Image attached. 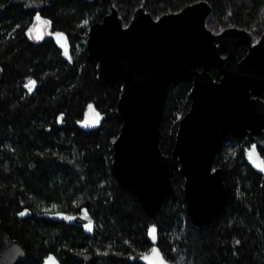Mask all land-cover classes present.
I'll list each match as a JSON object with an SVG mask.
<instances>
[{
    "label": "trees",
    "instance_id": "16d2710c",
    "mask_svg": "<svg viewBox=\"0 0 264 264\" xmlns=\"http://www.w3.org/2000/svg\"><path fill=\"white\" fill-rule=\"evenodd\" d=\"M8 1L0 0V6ZM195 1L53 0L41 11L23 4L0 9V219L26 249L18 264H41L51 252L62 264H83L74 253L85 248L96 252L98 264H144L139 258L154 243L172 264H264V175L245 160L243 139L229 135L216 155L228 199L205 226L194 225L188 215L180 172L173 175L172 192L160 210L149 215L112 168V145L122 125L116 114L122 83L97 80V61L86 48L89 27L111 2L128 23L140 5L159 17ZM208 1L207 25L213 31L239 26L264 33V0ZM37 14L66 34L69 54L52 35L30 37ZM245 53L241 45L238 57ZM211 74L220 77L215 67ZM32 79L36 86L28 90ZM191 88V80L167 88L160 125V147L167 154L191 105ZM90 105L104 116L93 128L86 127L91 122L80 124ZM85 208L96 221L93 235L57 217ZM151 225L157 226L155 238ZM175 229L182 233L171 239ZM175 243L181 251L173 249Z\"/></svg>",
    "mask_w": 264,
    "mask_h": 264
},
{
    "label": "water",
    "instance_id": "95a60500",
    "mask_svg": "<svg viewBox=\"0 0 264 264\" xmlns=\"http://www.w3.org/2000/svg\"><path fill=\"white\" fill-rule=\"evenodd\" d=\"M53 0H9L0 9L23 4L41 11ZM101 20L88 30L86 48L95 59L97 80L107 86L122 83L116 114L122 120L113 141L112 168L120 185L132 189L143 209L156 214L172 192L176 171L184 176V200L196 226L220 215L228 199L223 168L216 155L229 135L244 140L247 163L264 175V33L253 42L250 30L229 26L215 32L207 25L212 11L208 0L154 17L138 6L125 24L111 2ZM247 52L238 57V48ZM217 68L220 77L211 74ZM4 68L0 64L1 81ZM191 80V105L180 118L171 153L160 147V125L166 92L173 81ZM35 81V80H29ZM25 87L30 90L28 86ZM35 85L31 87L34 89ZM94 105L80 124L93 128L103 121ZM254 156L250 157L253 152ZM58 219L93 235L96 221L85 208L61 211ZM157 232V226H149ZM158 253V255L156 254ZM26 256L23 244L12 238L0 219V264H18ZM83 264H98L92 248L74 253ZM144 264H172L157 243L139 258ZM41 264H62L51 252Z\"/></svg>",
    "mask_w": 264,
    "mask_h": 264
},
{
    "label": "rangeland",
    "instance_id": "374dc122",
    "mask_svg": "<svg viewBox=\"0 0 264 264\" xmlns=\"http://www.w3.org/2000/svg\"><path fill=\"white\" fill-rule=\"evenodd\" d=\"M248 30H250L253 34V42H256L260 38L261 34L263 33L259 31L256 27L248 28ZM215 32H218V31H215ZM28 33L30 37L34 40H40L46 35H52L54 39L56 40V42L58 43V45L62 48L63 52L65 54H69V43H68L66 34L59 30H56V31L52 30L49 20L40 16V14H37L35 20L33 21V24L28 30ZM181 233H182V229L181 230L175 229V231L173 232L171 236V239L174 238L173 235L180 236ZM173 247L175 251H181L180 246H178L177 243H175ZM181 255L183 254L180 253V256Z\"/></svg>",
    "mask_w": 264,
    "mask_h": 264
},
{
    "label": "snow or ice",
    "instance_id": "6c2138e0",
    "mask_svg": "<svg viewBox=\"0 0 264 264\" xmlns=\"http://www.w3.org/2000/svg\"><path fill=\"white\" fill-rule=\"evenodd\" d=\"M35 85V81H29V84L28 86L30 87V90H31V87ZM250 157L254 156V149H253V152H251L250 154ZM262 165H264V162H261ZM152 233H153V238H155V229L152 230ZM158 255V253H156Z\"/></svg>",
    "mask_w": 264,
    "mask_h": 264
},
{
    "label": "flooded vegetation",
    "instance_id": "af4514ba",
    "mask_svg": "<svg viewBox=\"0 0 264 264\" xmlns=\"http://www.w3.org/2000/svg\"><path fill=\"white\" fill-rule=\"evenodd\" d=\"M251 33H252V32H251ZM262 34H263V33H262ZM262 34H261V35H262ZM252 36H253V34H252ZM245 46H246V45H245ZM247 49H248V48H247V46H246V52H247ZM261 148H263V149H264V147H261Z\"/></svg>",
    "mask_w": 264,
    "mask_h": 264
}]
</instances>
